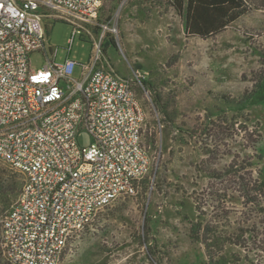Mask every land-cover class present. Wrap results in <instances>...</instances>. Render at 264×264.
Masks as SVG:
<instances>
[{
  "label": "rangeland",
  "instance_id": "1",
  "mask_svg": "<svg viewBox=\"0 0 264 264\" xmlns=\"http://www.w3.org/2000/svg\"><path fill=\"white\" fill-rule=\"evenodd\" d=\"M171 2L108 0L99 10L96 22L110 28L100 47L105 65L123 78L146 76L133 88L150 168L135 195L97 212L59 264H264V190L252 189L264 179V8L201 38L185 35ZM48 12L43 25L55 61H90L99 26L81 23L68 52L74 26L61 11ZM29 58L33 69L45 63L38 52ZM80 73L78 64L74 77ZM77 138L90 140L86 132ZM211 170L216 177L206 176ZM23 180L0 160V220ZM195 222L214 230V240H229L209 241L213 261L195 239ZM0 264H11L1 237Z\"/></svg>",
  "mask_w": 264,
  "mask_h": 264
},
{
  "label": "built area",
  "instance_id": "2",
  "mask_svg": "<svg viewBox=\"0 0 264 264\" xmlns=\"http://www.w3.org/2000/svg\"><path fill=\"white\" fill-rule=\"evenodd\" d=\"M106 1L0 0V160L24 175L0 220L11 264H59L97 212L135 195L150 168L145 115L133 88L146 76L134 71L123 78L105 65L100 47L110 28L96 19ZM52 10L74 26L68 52L85 29L81 23L99 26L90 61H55L57 48L47 49L43 25ZM34 52L45 61L37 69L30 64ZM80 132L90 136L87 145L78 142Z\"/></svg>",
  "mask_w": 264,
  "mask_h": 264
},
{
  "label": "trees",
  "instance_id": "3",
  "mask_svg": "<svg viewBox=\"0 0 264 264\" xmlns=\"http://www.w3.org/2000/svg\"><path fill=\"white\" fill-rule=\"evenodd\" d=\"M171 5L175 11L183 16V30L186 36H198L207 38L224 30L228 25L236 21L242 15L246 14L253 8H264V0L256 3L255 0H171ZM114 45V43H113ZM216 172L211 170L206 176L216 177ZM251 183V182H250ZM252 189L256 193L264 190V179L261 182L254 181ZM5 191L0 186V194ZM260 211L264 215V207H260ZM195 227V239L204 244V254L211 260L217 257L216 254H211V246L209 241H212V230L208 225L202 227L200 222H195L192 228ZM203 228V229H202ZM202 229V230H201ZM201 231V232H200ZM211 236V237H210ZM214 240V239H213ZM215 244H229V240H214ZM222 241V242H221ZM219 262H223V257L218 256Z\"/></svg>",
  "mask_w": 264,
  "mask_h": 264
}]
</instances>
